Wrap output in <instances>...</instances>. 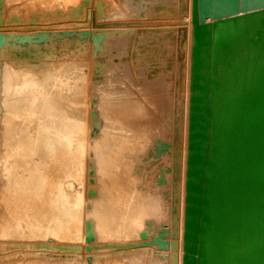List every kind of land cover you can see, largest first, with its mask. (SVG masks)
I'll list each match as a JSON object with an SVG mask.
<instances>
[{
	"label": "rangeland",
	"instance_id": "374dc122",
	"mask_svg": "<svg viewBox=\"0 0 264 264\" xmlns=\"http://www.w3.org/2000/svg\"><path fill=\"white\" fill-rule=\"evenodd\" d=\"M81 1L82 0H0V264H119L118 261L120 264H174L173 255L175 248L173 243L175 240L177 241L178 236L177 230L180 215L181 187V174L176 169L177 163L181 159V154L178 155V153H176L179 146L175 143L174 138L175 120L179 117V110L177 111L175 107L176 104L173 102V97H175L174 92L172 91L171 95H173L171 96L169 94L170 92L166 90L165 92L167 93L168 91V93L165 95L166 93L156 85V81L154 80L157 75L154 72L153 56L157 53L155 55L157 59L159 60V57H161L159 56L161 53L159 50L161 47L159 41L156 39L157 42L155 37H149V41V38H146L147 40H141V37L144 35L143 33H148V31L150 32L151 30L153 32V23L155 20L163 19V16L153 15V13L156 7L166 0H132L131 2L136 5L137 12L141 11L138 12L139 15L136 12L129 15V19L127 17L128 20L110 16L114 15V8L116 9L123 2H130V0H118V6L117 3L115 4L112 1L111 3L110 0L104 3L101 1L103 3L101 10L99 4L95 3L94 0ZM90 1L93 2L91 3ZM152 9L154 10L152 11ZM111 11L112 14L110 13ZM105 12L108 13L106 14ZM103 13H105V15ZM105 16H107V18ZM125 23L127 25L129 24L128 29ZM140 24H142V28H146V25L147 27L150 25L153 29L148 27L144 29V31ZM119 27H122L124 30H121L122 28L120 29ZM137 27L141 29L138 30ZM154 27H156V25ZM125 29H127V34L124 32L126 31ZM130 29L131 32L128 31ZM128 33H131L130 35H132V37L129 35V38ZM107 34L109 36H107ZM112 34H115L113 39L110 37ZM137 34L141 36L139 37ZM121 35H124L123 37L125 38L121 37ZM126 37H128V39ZM124 39H126L125 43L121 42ZM130 39L135 44V48ZM151 39L154 40V42H152ZM135 41L138 42V45ZM127 42L131 43V45L128 44V46L130 45L129 48L126 44ZM120 43H123V45ZM153 43L158 44L157 48H155L156 45L154 44V46ZM124 44H126L125 47L127 48L123 47ZM130 47L132 51H130ZM124 48L126 49L125 52ZM135 49L138 51H135ZM140 57H142V59ZM159 65L165 67L166 59H162ZM176 68L177 64L175 65L174 63L173 71H175ZM8 71L10 73L7 74ZM27 71L31 73V76L28 75L30 76L29 78L24 75L25 73L29 74ZM22 73H24V76ZM36 75L38 79H35ZM41 75H46L48 78H46V76L42 77ZM12 77H14L16 81L11 79ZM21 78L22 80L27 78L29 82L25 79L24 82L26 83L23 84L24 82ZM13 81H15L16 84ZM127 88L129 89V95H134L135 99H138L141 104V112H143V115L145 114V116L139 119V127L138 125H135V128L122 125L113 113V110L116 109L115 105L118 104L117 102L128 94V91L127 93L125 92V94L121 92ZM79 89L86 90V92L88 90L89 93L87 94L90 95V97L88 95V101H91L89 103V132H87L89 154L87 153L86 159H88L87 164H85L86 169L84 168V176L82 174L83 177H81L82 180L80 179L81 182L76 178L78 174L76 171L77 168H75L71 161L69 162V157L64 156L63 159L62 156L58 160L59 162L57 161L50 169L46 170V163L38 153H36L41 147L42 140L38 123L43 120H51L50 113L54 112V110L59 111L62 108L70 109L69 106L66 105L68 103V98L78 93L80 91ZM14 92L16 94H14ZM37 95L39 106L37 105L36 110L42 112L41 116L38 114L32 115L30 113L31 110L28 109L30 107L29 104H32L34 97ZM27 96L30 97L28 98ZM25 97L27 99H25ZM47 101L55 103V105L57 104L56 107L58 109L46 108L44 104L49 106L46 103ZM102 104H104L105 107H103ZM15 111L23 114V117L18 118L21 120L14 119L11 116L16 113ZM147 116L148 118L146 119ZM39 117L43 118L40 119ZM142 118L146 119V123ZM3 135L5 136L3 137ZM26 142L28 144H26ZM118 142L122 145H118ZM21 144H26L25 146L29 151L26 148H21ZM116 145L117 147H121L117 150ZM13 146L16 149L12 148ZM125 147H128V149L131 147L129 149L131 154L127 152L128 149L126 150ZM94 149L97 151L95 152ZM119 151L122 156H118ZM110 152H112L113 155H111ZM107 154L110 160L108 163L102 164L101 162L104 160V157H107ZM132 156L134 157L132 158ZM111 157L113 159H111ZM116 158H118L117 161ZM5 159L7 162H4ZM26 159H28V163ZM8 162H12L14 165ZM99 163L101 164L99 165ZM4 165H7L8 168L10 167L9 171L6 170L7 167ZM70 165L74 167L72 168ZM95 166L96 169L99 167L97 172ZM60 169H62V171H60ZM109 171L112 175H116L117 189L124 185L125 187L128 186L127 188L123 186L125 190H128L131 186L130 191H128L129 193L125 192L127 195L125 194V197L123 196L124 199L120 198L119 201L117 200L118 203L115 208L119 212H116L115 208H112V206L110 207V214H107H112L110 217L114 220H111L108 215L104 214L105 219L107 217L106 221L108 218L110 219L107 222L109 224L106 223L108 228L112 226L114 228L117 227L115 230L113 227L110 228L111 232L113 231L111 235L109 234L110 230H108V228L106 230L107 225L101 221L104 219V215L98 213L101 210L98 209V206H101V201L98 202V200H101L100 189H98L100 185L99 180L102 178V175L105 176ZM46 172L50 177L49 181L48 183L40 184L42 174ZM98 173L100 175H98ZM103 173H105V175ZM5 175L8 176L6 177ZM25 175L28 176V178H26ZM95 177L99 179L97 180ZM25 179L31 182L27 181L28 185H26L28 188L24 184L26 183ZM23 180H25V182H23ZM32 181L34 183L36 182V184H34L35 186ZM126 181H129L128 185ZM124 182L125 184H123ZM11 183L14 186L11 185ZM121 184L123 185L121 186ZM11 188L13 189L11 190ZM42 188H44V190ZM50 188L53 189L49 190ZM122 188L119 190H122ZM16 189L18 190L16 191ZM29 189H31V191ZM47 190L52 192L48 195L49 192ZM26 191L30 192V194L28 195ZM45 191L48 193H45ZM76 192L79 194H76ZM80 192L82 193L81 196ZM38 193H40V196H38ZM72 193L75 194V197H72L74 196ZM61 195H67L68 197L69 202L65 206L62 200L58 202V197L61 198ZM46 196L47 198L50 196L49 199H47ZM93 198L96 199L95 203H98V206L94 203L95 199L93 200ZM107 200H109V203L115 202L114 195H109ZM30 202H33V207ZM114 202L113 204L115 206ZM29 203L30 205H28ZM46 204L48 206H46ZM72 206H75L74 212ZM129 206H134L133 208L137 207L141 211L133 208L132 210ZM47 207L48 209L50 207L49 211ZM128 207L129 209H127ZM111 208L115 210L119 217L117 215V217L115 216L116 213L113 215V212H111L113 210H111ZM91 209H95L101 218H97L98 214H96L95 210H93L95 211L93 212ZM102 209L105 210L104 207ZM120 209L127 210L124 213L120 211ZM103 210L100 212L103 213ZM137 210L140 211L139 214ZM27 211L29 212L27 213ZM87 211V215H90L89 219L87 218L88 216L86 217L84 214ZM131 211L134 212V214L137 213L138 216L141 215L142 219L138 217L137 214L133 215ZM143 211L148 214H144L145 212ZM50 213L54 215H51L53 219L56 217L55 221L51 218ZM90 213H92L93 216H91ZM55 214L58 215L56 216ZM64 214H66L67 217ZM81 214H83V216ZM121 214L123 216H121ZM156 214L159 218L156 217ZM133 216L138 219L132 220L134 219ZM48 217L49 221H47ZM154 217H156L157 220ZM92 218L101 220H98V222L95 219L92 220ZM119 218L122 219L123 223ZM62 219L64 222H62ZM143 219H148V223L142 224ZM89 220H91L90 223H95V226L90 224L88 222ZM94 220L97 222H94ZM118 220H120V226L118 225ZM110 221L113 224H111L112 226H110ZM113 221L116 222V226ZM130 221H132L134 225L137 224V227L134 225L132 226ZM78 223L81 224L77 225ZM96 223L102 224L96 226ZM129 223L131 228H129ZM138 226H140L141 229L138 228ZM59 227H61V230L56 234L54 229L57 228L56 230H58ZM96 227L101 230H99L101 233L96 230ZM73 228L75 229L73 230ZM131 230H133V232ZM62 231H64V233ZM67 231L69 233H67ZM102 231H104V233ZM98 232L100 235L97 234Z\"/></svg>",
	"mask_w": 264,
	"mask_h": 264
},
{
	"label": "water",
	"instance_id": "95a60500",
	"mask_svg": "<svg viewBox=\"0 0 264 264\" xmlns=\"http://www.w3.org/2000/svg\"><path fill=\"white\" fill-rule=\"evenodd\" d=\"M183 264H264V0H192Z\"/></svg>",
	"mask_w": 264,
	"mask_h": 264
},
{
	"label": "bare ground",
	"instance_id": "6f19581e",
	"mask_svg": "<svg viewBox=\"0 0 264 264\" xmlns=\"http://www.w3.org/2000/svg\"><path fill=\"white\" fill-rule=\"evenodd\" d=\"M76 1V0H75ZM83 1V0H82ZM81 1V2H82ZM104 2H107V0H94V2L95 3H98L99 4V8H100V10L102 9V5H103V3ZM114 2L115 4L117 3V2H119L118 0H110V2ZM122 1V0H121ZM124 1V0H123ZM126 1V0H125ZM132 0H130V2H123L120 6H118V3H117V8L115 9L114 8V10L115 11H113L114 13V15L112 16H110V17H113V18H121V19H124V20H128L129 19V15H131V14H133V13H137L138 15H139V13L138 12H140V11H138L137 12V8H136V5L135 4H133L132 2H131ZM144 1V0H143ZM142 1V2H143ZM91 2V1H90ZM93 2V1H92ZM91 2V3H92ZM108 2H109V0H108ZM111 2V3H112ZM150 2V1H149ZM94 3V4H95ZM113 3V4H114ZM148 3V2H147ZM81 4V3H80ZM94 4H93V6H94ZM110 4V3H109ZM112 4V5H113ZM115 4H114V6H115ZM136 4H138V3H136ZM142 4V3H141ZM153 4V3H152ZM106 5H107V3H106ZM111 5V4H110ZM138 5H140V4H138ZM153 6V5H152ZM78 7V6H77ZM113 7V6H112ZM111 7V8H112ZM76 8V7H75ZM103 8H104V6H103ZM148 8V7H147ZM108 9V8H107ZM144 9V8H143ZM143 9H142V11H143ZM146 9V8H145ZM155 9V8H154ZM154 9H152V11L154 10ZM104 10H105V8H104ZM111 10V9H110ZM139 10V9H138ZM151 10V9H150ZM96 11V10H95ZM192 0H166L165 2H163L162 4H160V5H158L157 7H156V9L154 10V13H153V15H161V16H163V19L162 20H155L154 21V26L156 25V27H154L153 26V28H154V30H153V32H152V30L149 32L148 30H150V29H148L147 31H148V33H143L144 35V37L142 36L141 37V40L143 41V39H148L149 37H155V40L157 39L158 41H159V44H160V46L162 47H160V51H161V55L159 54V56H161V57H159V60L157 59V57L155 56L156 54H154V59H153V61H154V65H153V67H154V69H155V74L157 75V77L155 76V81H156V85L159 87V88H161V90L164 92V93H166L165 91L166 90H168L170 93V95H171V93H172V91L174 92V96L175 97H173L174 98V103L176 104V109H177V111L179 110V117L178 118H176V126H175V129H174V138H175V143H177L178 144V146H179V148H178V150H176V153H178V155H180L181 154V159L178 161V163H177V166H176V169H177V171L181 174L180 176H181V187H180V215H179V221H178V230H177V234H178V236H177V241L175 240V242L173 243V245H174V250H175V252H174V255H173V263L174 264H183V233H184V216H185V196H186V191H185V184H186V170H187V154H188V151H187V148H188V124H189V119H188V117H189V98H190V73H191V47H192V33H193V26H192ZM106 14L108 13V12H105ZM105 13H103L104 15H105ZM111 14H112V11L110 12ZM99 14V13H98ZM147 14V13H146ZM152 16V15H151ZM106 18H107V16H105ZM108 17H109V14H108ZM109 17V18H110ZM127 17H128V19H127ZM107 20V19H106ZM123 20V21H124ZM149 20V19H148ZM152 20V19H151ZM120 21V20H119ZM131 21V20H130ZM142 21V20H141ZM133 22V21H132ZM123 23V22H122ZM127 23V22H126ZM125 23V24H126ZM152 24V25H153ZM121 25V24H120ZM129 25V24H128ZM128 25L126 24V26H127V29H128ZM134 25V24H133ZM142 24H140V26H141ZM146 25V24H145ZM149 25V24H148ZM125 27V26H124ZM130 27V26H129ZM133 27H135V26H133ZM144 27V26H143ZM146 28H142V26H141V28H142V30H144V29H147L148 27H151L150 25L147 27V25L145 26ZM114 28V27H113ZM120 28V27H119ZM122 28V27H121ZM120 28V29H121ZM126 28V27H125ZM132 28V27H131ZM136 28V27H135ZM141 28H138L137 27V29L139 30V29H141ZM152 27H151V29H153ZM116 29V28H115ZM127 29H125L126 31H124L125 33L127 32ZM133 29V28H132ZM137 29H135V30H137ZM121 30H124L123 28L121 29ZM134 30V29H133ZM132 30V31H133ZM128 31H130L131 32V29L130 30H128ZM145 31V30H144ZM142 32V31H141ZM124 33V34H125ZM134 33V32H133ZM137 33V32H136ZM111 34V33H110ZM121 34V33H120ZM127 34V33H126ZM131 34V33H130ZM129 33H128V36L130 35ZM138 34H139V32H138ZM137 34V35H138ZM141 34V33H140ZM114 35L115 34H112V35H110V37H111V39H113V37H114ZM107 36H109L108 34H107ZM124 35H121V37H123ZM131 37H132V35H130ZM130 36H129V38H130ZM139 36V35H138ZM141 36V35H140ZM139 36V37H140ZM120 38V37H119ZM123 38H125V37H123ZM127 39H128V37H126ZM121 39V38H120ZM134 39V38H133ZM135 39H136V36H135ZM146 39V40H147ZM152 39H154V38H152ZM151 39V40H152ZM125 40L126 39H124V40H120L121 42H123V43H125ZM131 40V39H130ZM139 40V39H138ZM150 40V38L148 39V41ZM156 40V41H157ZM116 41V40H115ZM147 41V42H148ZM157 41V42H158ZM117 42H118V40H117ZM131 42H132V40H131ZM135 42H137V41H135ZM145 42V41H144ZM152 42H154V40H152ZM123 43H120V44H122L123 45ZM133 43V42H132ZM149 43V42H148ZM127 44V46H128V44H130L131 45V43L130 42H127L126 43ZM126 44H124V46L123 47H125V45ZM140 44H142V43H140ZM150 44H152V43H150ZM156 46H155V45ZM129 45V46H130ZM133 45H134V48H135V44L133 43ZM137 45H138V42H137ZM153 45L155 46V48H157V45L158 44H156V43H153ZM129 46H128V48H129ZM143 46H144V44H143ZM146 46V45H145ZM152 46V45H151ZM133 47V46H132ZM137 47V46H136ZM125 48H127V47H125ZM124 48V49H125ZM133 48V49H134ZM140 48V47H139ZM153 48V47H152ZM130 49H131V47H130ZM129 49V50H130ZM140 49H142V48H140ZM154 50H156V49H154ZM153 50V51H154ZM158 50V51H159ZM126 51V49L124 50V52ZM130 51H132V49L130 50ZM135 51H138V50H136L135 49ZM139 51H141V50H139ZM157 52V51H156ZM128 53H129V51H128ZM138 53H140V52H138ZM127 54V53H126ZM131 54V53H130ZM176 56V57H175ZM143 57V56H142ZM142 57H140L141 59H142ZM165 57V58H164ZM167 57V58H166ZM137 58V57H136ZM139 58V57H138ZM151 58V57H150ZM149 58V59H150ZM156 59V60H155ZM162 59H166V65H165V67L164 66H160L159 65V63H160V61L162 60ZM151 63H153L151 60H149ZM148 61V62H149ZM174 63H175V65L177 64V68H176V70L175 71H173V67H174ZM151 65V64H150ZM149 65V66H150ZM46 66V65H45ZM148 66V65H147ZM30 67V66H29ZM32 67V66H31ZM152 67V68H153ZM33 68V67H32ZM43 68V67H42ZM48 68V67H47ZM46 68V69H47ZM134 68V67H133ZM149 68V67H148ZM29 70V69H28ZM35 70H36V68H35ZM49 70V69H48ZM32 71V70H31ZM39 71V70H38ZM46 71V70H45ZM134 71V70H133ZM25 72V71H24ZM28 72V71H27ZM49 72V71H48ZM130 72V71H129ZM8 73H10L9 71L7 72V74ZM29 74H24V73H22V75L24 74L25 76H28V75H30L31 76V73L30 72H28ZM135 73V72H134ZM33 74V73H32ZM43 74H45V73H43ZM23 75V76H24ZM35 75V74H34ZM33 75V76H34ZM19 76V75H18ZM30 76H28V78L30 77ZM42 76V75H41ZM46 76V75H45ZM45 76H42V77H45ZM58 76V75H57ZM131 76V75H130ZM11 77V76H10ZM41 77V78H42ZM50 77H51V74H50ZM49 77V78H50ZM154 77V76H153ZM16 78H17V75H16ZM31 78H33V77H31ZM30 78V79H31ZM46 78H48L47 76H46ZM173 78V79H172ZM11 79H14V77H12ZM25 79H27V78H24V80ZM35 79H38L37 78V75H36V77H35ZM34 79V80H35ZM59 79V78H58ZM129 79H131V78H129ZM8 80V79H7ZM15 80V79H14ZM18 80V79H17ZM21 80H22V78H21ZM20 80V81H21ZM24 80H22L23 82H24ZM28 80V82H29V79H27ZM31 80H33V79H31ZM45 80V79H44ZM60 80V79H59ZM123 80V79H122ZM16 81V80H15ZM15 81H13L14 83H15ZM46 81V80H45ZM58 81V80H57ZM126 81V80H125ZM166 81H167V83H166ZM131 82H132V80H131ZM134 82V81H133ZM136 82V81H135ZM6 83V82H5ZM10 83V82H9ZM26 82H24L23 84H25ZM16 84V83H15ZM20 84H21V82H20ZM28 84V83H27ZM32 84V83H31ZM39 84V83H38ZM37 84V85H38ZM11 85H12V83H11ZM9 86V85H8ZM24 86V85H23ZM19 87V86H18ZM22 87V86H21ZM28 87V86H27ZM88 87V86H87ZM86 87V88H87ZM7 88V87H6ZM9 88H11V87H9ZM23 88V87H22ZM24 88H26V87H24ZM37 88V87H36ZM86 88H84V89H86ZM129 88V87H128ZM126 89V90H123V91H121L122 93H124L125 94V92L127 93V91H128V94L126 95V96H123L122 97V99L121 100H119L117 103V105H115L116 106V109L115 110H113V113H114V115H116V117H117V120L122 124V125H128L129 127H134L135 125H138V123H139V125H140V120L139 119H141V117H143V116H145V114L143 115V112H141V104L139 103V101H138V99H135V97H134V95H129V89ZM17 89H19V88H17ZM83 89V88H82ZM78 90L79 92L78 93H76L74 96H72L71 94V96L72 97H70V98H68L69 97V95H68V103L66 104V105H68L69 106V108L70 109H61V110H59V111H55L54 110V112H51L50 113V116H51V120H49V121H41V120H39V121H41V122H39L38 123V125H39V128H40V134H41V136H42V140H41V147H40V149L38 150V152H36V153H38V155L42 158V160L46 163V166H45V168H46V170L47 169H50V167H52L62 156H63V159H64V156H67V157H69V162L71 161V163L75 166V168H77V172H78V174H77V176H76V178L78 179V180H80L81 179V177H83L84 176V174H83V171L86 169V166H85V164H87V159H86V157H87V153H88V149H89V147H88V133L87 132H89V122H90V120H89V103L91 102V101H88V95L89 94H87V93H89L88 92V90H87V92H86V90ZM88 89H90V88H88ZM12 90H13V88H12ZM26 90V89H25ZM32 90V89H31ZM35 90V89H34ZM33 90V91H34ZM131 90H132V88H131ZM10 91V90H9ZM41 91V90H40ZM72 91V90H71ZM70 91V92H71ZM90 91V90H89ZM168 91H167V93H168ZM17 92V91H16ZM63 93H65V92H63ZM167 93L165 94V95H167ZM9 94V93H8ZM11 94V93H10ZM13 94V93H12ZM14 94H16L15 92H14ZM34 94H36V93H34ZM67 94H69V93H67ZM31 95V94H30ZM173 95V94H172ZM171 95V96H172ZM65 96H66V94H65ZM12 97V96H11ZM28 97V96H27ZM30 97V96H29ZM28 97V98H29ZM34 97V96H33ZM89 97H90V95H89ZM39 98H40V95H39ZM60 98H62V97H60ZM64 98V97H63ZM21 99V98H20ZM23 99V98H22ZM25 99H27L26 97H25ZM32 99V98H31ZM37 100H38V95L37 96H35L34 97V100L32 101V104L30 105L29 104V106H28V104H27V106L29 107H27L28 109H30L31 110V114L33 115H35V114H38V115H40L41 116V114H42V112H38L37 110H36V108H37V105L39 106V103L37 102ZM63 100V99H62ZM31 101V100H30ZM29 101V102H30ZM42 101V100H41ZM45 101V100H44ZM43 101V102H44ZM173 102H172V104H173ZM38 103V104H37ZM45 103V102H44ZM49 106H47L46 104H44L45 106H46V108H50V109H54V108H56V109H58L57 107H56V105H55V103H52V102H46ZM143 104V103H142ZM24 105V104H23ZM22 105V106H23ZM41 105H42V103H41ZM103 105V107H105V105L104 104H102ZM12 106H13V104H12ZM11 106V107H12ZM11 107H9V108H11ZM18 107V106H17ZM16 107V108H17ZM44 107V106H43ZM64 107V106H63ZM67 107V106H66ZM65 107V108H66ZM102 107V106H101ZM143 107V106H142ZM13 108V107H12ZM20 108V107H19ZM42 108V107H41ZM60 108H61V106H60ZM146 108V107H145ZM8 109V108H7ZM24 109V108H23ZM175 109V110H176ZM16 110V109H15ZM22 110V109H21ZM145 110V109H144ZM6 111H8V110H6ZM9 111H11V110H9ZM23 111V110H22ZM25 111V110H24ZM41 111V110H40ZM146 111V110H145ZM12 112V111H11ZM10 112V113H11ZM16 113H14V114H12L11 116L14 118V119H18V118H21V117H23V114L22 113H20V112H17V111H15ZM37 112V113H36ZM29 113V112H28ZM25 114L27 115V113L25 112ZM47 115V114H46ZM25 117V116H24ZM40 118V117H39ZM41 118H43V117H41ZM40 118V119H41ZM148 118V116L146 117V119ZM23 119V118H22ZM45 119V118H44ZM143 119V118H142ZM145 118L143 119V121H145L146 120ZM18 120H21V119H18ZM23 121V120H22ZM28 121V120H27ZM142 122V121H141ZM145 123H146V121H145ZM139 125H138V127H139ZM125 127V126H124ZM128 128V127H127ZM135 128V127H134ZM36 131H37V129H36ZM7 133V132H6ZM37 133V132H36ZM5 135H3V137H4ZM41 136H40V138H41ZM107 137V136H106ZM37 138V137H36ZM39 138V137H38ZM35 139V138H34ZM107 139H108V137H107ZM2 140H3V138H2ZM32 140V139H31ZM4 141V140H3ZM2 141V142H3ZM22 141V140H21ZM29 141V140H28ZM34 141V140H33ZM37 141V140H36ZM121 141V140H120ZM125 142V141H124ZM123 142V143H124ZM127 142V141H126ZM22 143V142H21ZM35 143H37V142H35ZM35 143H34V145H35ZM39 143V142H38ZM100 143V142H99ZM119 143V142H118ZM121 143H122V141H121ZM121 143H119L118 145H122ZM18 144V143H17ZM26 144H28L27 142H26ZM26 144H21V148H26ZM89 144H90V142H89ZM3 145V144H2ZM34 145H33V147H34ZM130 145V144H129ZM16 146V145H15ZM24 146V147H23ZM123 146H124V144H123ZM122 146V147H123ZM126 146V145H125ZM9 147V146H8ZM28 147V146H27ZM97 147V146H96ZM115 147V146H114ZM116 147H117V145H116ZM119 147H121V146H119ZM119 147H117V150H118V148ZM129 147V146H128ZM128 147L126 148V150L128 149ZM4 148V147H3ZM2 148V149H3ZM12 148H15L14 146L12 147ZM131 148V147H130ZM129 148V149H130ZM1 149V148H0ZM6 149V148H5ZM10 149V148H9ZM16 149V148H15ZM27 149V148H26ZM34 149H35V147H34ZM99 149V148H98ZM128 149V153H130V150ZM18 150V149H17ZM20 150V149H19ZM28 151H29V149H27ZM114 150H115V148H114ZM119 150H121V149H119ZM133 150V149H132ZM21 151V150H20ZM19 151V152H20ZM34 151V150H33ZM36 151V150H35ZM94 151H95V149H94ZM97 151V150H96ZM95 151V152H96ZM99 151V150H98ZM108 151V150H107ZM125 151V150H124ZM133 151H135V150H133ZM133 151H132V153H133ZM15 152V151H14ZM22 152H24V151H22ZM26 152V151H25ZM31 152V151H30ZM29 152V153H30ZM126 152V153H127ZM33 153V152H32ZM102 153V152H101ZM111 153V155H113L112 154V152H110ZM117 153H118V151H117ZM116 153V154H117ZM3 154V153H2ZM5 154V153H4ZM8 154V153H7ZM27 154V153H26ZM35 154V153H34ZM33 154V155H34ZM89 154V153H88ZM97 154H98V152H97ZM104 154H105V152H104ZM109 154V153H108ZM108 154H107V157H104V160L102 161V160H99V161H102L101 163L102 164H106V163H108L109 162V160H110V158L108 157ZM131 154V153H130ZM23 155H25V154H23ZM103 155V154H102ZM106 155V154H105ZM110 155V154H109ZM118 155V154H117ZM121 154H120V151H119V155L118 156H120ZM22 156V155H21ZM30 156V155H29ZM99 156H100V152H99ZM117 156V157H118ZM122 156V155H121ZM127 156V155H126ZM128 156H130V155H128ZM20 157V156H19ZM23 157V156H22ZM89 157V156H88ZM112 157H115V156H112ZM111 157V159H113ZM134 156H132V158H133ZM27 158V157H26ZM34 158V157H33ZM119 158V157H118ZM118 158H116V161L118 160ZM180 158V157H179ZM9 159V158H8ZM7 159V160H8ZM22 159V158H21ZM20 159V160H21ZM63 159H62V161H63ZM66 159V158H65ZM31 160V159H30ZM91 160V159H90ZM93 160V159H92ZM130 160V159H129ZM6 161V159L4 160V162ZM16 161H17V159H16ZM28 161V159H26V162ZM85 161H86V163H85ZM99 161H97V162H99ZM3 162V163H4ZM7 162V161H6ZM15 162V161H14ZM25 162V163H26ZM59 162V161H58ZM88 162H91V161H88ZM111 162H112V160H111ZM114 162V161H113ZM9 164L10 163H12V162H8ZM28 163V162H27ZM30 163V162H29ZM101 163H99V165L101 164ZM5 164V163H4ZM7 164V163H6ZM8 164V165H9ZM60 164V163H59ZM62 164V163H61ZM67 164H68V162H67ZM71 164V165H72ZM12 165H14L13 163H12ZM69 165V164H68ZM70 165V166H71ZM98 165V166H99ZM5 166V165H4ZM10 166V165H9ZM17 166V165H16ZM67 166V165H66ZM73 166V167H74ZM97 166V167H98ZM115 166V165H114ZM116 166H118V165H116ZM5 167H7V165L5 166ZM11 167V166H10ZM9 167V168H10ZM62 167V166H61ZM68 167V166H67ZM72 167V166H71ZM72 167V168H73ZM101 167V166H100ZM8 168V167H7ZM6 168V170H8L9 171V168L7 169ZM64 168H65V166H64ZM85 168V169H84ZM106 168V167H105ZM94 169V168H93ZM95 169H96V166H95ZM97 169H99V167L97 168ZM96 169V172L98 171ZM102 169V168H101ZM74 170V169H73ZM29 171V170H28ZM60 171H62V169H60ZM64 171V170H63ZM102 171V170H101ZM127 171V170H126ZM5 172V171H4ZM43 172V171H42ZM94 172H95V170H94ZM103 172V171H102ZM108 172V171H107ZM8 173V172H7ZM30 173V172H29ZM49 173V172H48ZM99 173H100V171H99ZM98 173V175H100ZM127 173V172H126ZM12 174V173H11ZM17 174V173H16ZM16 174H15V176H16ZM41 174V173H40ZM73 174H75V173H73ZM72 174V175H73ZM82 174H83V176H82ZM104 175H105V173H103ZM18 175V174H17ZM101 175H102V173H101ZM115 175V174H114ZM114 175H112V173L109 171V173L108 174H106L105 176H103L102 175V178L98 181L99 183H100V185H99V183H98V185H99V187H98V189H100V199L101 200H98V202L99 201H101V206H98L97 204L98 203H95V201H96V199L95 198H97V197H95V198H93V200H94V203L98 206V209H101L100 211H102L103 209V207H104V209L105 210H103L104 212L103 213H101L98 209H96V210H98L99 212V214L100 215H104V214H106V215H108L107 213H109V209H110V207L112 206V208H115L116 207V204L118 203L117 202V200L119 201V199L121 198V199H124L123 198V196L126 194L127 195V193H129L128 191H130V189H131V186H130V189L128 188V190L126 191L125 189H124V185L123 184H125V182L123 183V184H121V186L123 187H121L122 188V190H119V189H121V188H119V189H117V187H116V185H117V182H116V175L114 176ZM6 177L8 176V175H5ZM10 176V175H9ZM14 176V177H15ZM20 176V175H19ZM26 176V175H25ZM25 176H24V178H25ZM30 176V175H29ZM38 176V175H37ZM36 176V177H37ZM67 176H68V174H67ZM18 177V176H17ZM16 177V178H17ZM21 177V176H20ZM22 177H23V175H22ZM31 177V176H30ZM74 177V176H73ZM97 177V176H96ZM95 177V179H97ZM12 178V177H11ZM15 178V179H16ZM26 178H28V176H26ZM49 176L47 175V172L46 173H44V174H42V177H41V179H40V184H44V183H48V181H49ZM70 178H71V175H70ZM8 179H9V177H8ZM19 179V178H18ZM23 179V178H22ZM33 179V178H32ZM38 179V178H37ZM94 179V178H93ZM99 179V178H98ZM97 179V180H98ZM127 179V178H126ZM125 179V180H126ZM5 180V179H4ZM10 180V179H9ZM14 180V179H13ZM19 180H21V179H19ZM26 180V179H25ZM25 180H23V182H25ZM82 180V179H81ZM81 180H80V182H81ZM84 180V179H83ZM96 180V181H97ZM124 180V181H125ZM128 180V179H127ZM8 181V180H7ZM27 181L28 180H26V183H24L25 185L27 184ZM95 181V182H96ZM5 182V181H4ZM10 182H12V181H10ZM22 182V181H21ZM28 182H30V181H28ZM123 182V181H122ZM127 182V181H126ZM129 182V181H128ZM128 182L126 183L127 185H128ZM6 183V182H5ZM31 183V182H30ZM32 183H33V185L34 184H36V182L34 183L33 181H32ZM82 183H83V181H82ZM119 183V182H118ZM131 183V182H130ZM8 184V183H7ZM13 184H14V182H13ZM12 183H11V185H13ZM16 184V183H15ZM18 184V183H17ZM81 184V183H80ZM19 185V184H18ZM28 185V184H27ZM26 185V186H27ZM72 185V184H71ZM120 185V184H119ZM14 186V185H13ZM12 186V187H13ZM20 186V185H19ZM30 186V185H29ZM35 186V185H34ZM42 186V185H41ZM40 186V187H41ZM53 187V186H52ZM128 187V186H127ZM127 187H125V188H127ZM16 188V187H15ZM22 188H23V186H22ZM27 188H28V186H27ZM37 188H38V186H37ZM97 188V187H96ZM13 188H11V190H12ZM25 189H26V187H25ZM24 189V190H25ZM41 189V188H40ZM43 190H44V188H42ZM53 189V188H52ZM51 188L49 189V190H52ZM55 189H57V188H55ZM92 189V188H91ZM90 189V190H91ZM18 189H16V191H17ZM27 190V189H26ZM30 191H31V189H29ZM36 190V189H35ZM89 190V191H90ZM96 190V189H95ZM15 191V190H14ZM33 191V190H32ZM40 191V190H39ZM42 191V190H41ZM48 191V190H47ZM47 191H45V193L47 192ZM58 191V190H57ZM62 191V190H61ZM92 191V190H91ZM96 191H98V190H96ZM95 191V192H96ZM23 192H25V191H23ZM26 192H28V191H26ZM44 192V191H43ZM49 192V191H48ZM47 192V193H48ZM50 192H52V191H50ZM50 192L48 193V195L50 194ZM64 192V191H63ZM75 192V191H74ZM125 192H127V193H125ZM35 193H36V191H35ZM68 193H71V192H68ZM81 193V192H80ZM97 193V192H96ZM30 194V192H28V195ZM40 193H38V196H40L39 195ZM54 194V193H53ZM65 194V193H64ZM73 194V193H72ZM76 194H79V193H77L76 192ZM84 194V193H83ZM34 195V194H33ZM46 195V194H45ZM47 195V196H48ZM59 195V194H58ZM74 196H72V197H75V194H73ZM82 195V193L80 194V196ZM98 195V194H97ZM109 195H114V199H115V206H114V204H113V202H110L109 203V200H107V198H109ZM5 196V195H4ZM3 196V197H4ZM43 196V195H42ZM41 196V197H42ZM47 196H46V198H47ZM51 196V195H50ZM49 196V197H50ZM55 196V195H54ZM77 196V195H76ZM35 197V196H34ZM49 197L47 198V199H49ZM84 197H85V195H84ZM99 197V196H98ZM125 197V196H124ZM51 198H52V196H51ZM55 198V197H54ZM80 198V197H79ZM86 198V197H85ZM6 199V198H5ZM41 199V198H40ZM44 199V198H43ZM46 199V200H47ZM57 199V198H56ZM51 200V199H50ZM50 200H48V201H50ZM58 202H60V200H62L63 201V204H64V206L65 205H67L68 204V197H67V195H61V198H59L58 197ZM70 200V199H69ZM71 200H72V198H71ZM84 200V199H83ZM90 200V199H89ZM33 201H35V200H33ZM45 201V200H44ZM77 201V200H76ZM85 201H87V200H85ZM9 202V201H8ZM70 202H72V201H70ZM81 202V201H80ZM84 202V201H83ZM87 202H89V201H87ZM91 202H93V201H91ZM31 203V202H30ZM30 203L28 204V205H30ZM33 203V202H32ZM32 203H31V206L33 207V205H32ZM47 203V202H46ZM54 203H55V201H54ZM74 203V202H73ZM78 203V202H77ZM94 203H92V204H94ZM48 204H49V202H48ZM89 204V203H88ZM55 205H57V204H55ZM72 205H74V204H72ZM17 206V205H16ZM27 206V205H26ZM26 206H24V207H26ZM46 206H48L47 204H46ZM63 206V205H62ZM92 206V205H91ZM105 206H106V208H105ZM23 207V208H24ZM67 207V206H66ZM70 207H71V205H70ZM73 207V206H72ZM75 207V206H74ZM73 207V208H74ZM93 207H96V206H93ZM93 207H91V208H93ZM129 207H131V206H129ZM129 207L127 208V209H129ZM134 207V206H133ZM133 207H131V209L133 208ZM21 208V207H20ZM22 208V209H23ZM30 208V207H29ZM29 208H27V209H29ZM58 208V207H57ZM85 208V207H84ZM111 208V210H113V211H111V212H113V215L116 213V212H119V211H117L116 210V208H115V210H116V212H115V210L114 209H112ZM33 209V208H32ZM47 209H48V207H47ZM55 209H56V207H55ZM61 209V208H60ZM70 209V208H69ZM85 209H87V208H85ZM95 209H91L92 211L93 210H95ZM126 209V210H127ZM133 209H139V208H137V207H135V208H133ZM132 209V210H133ZM50 210V207H49V209H48V211ZM52 210H54V209H52ZM84 210V209H83ZM95 210V211H96ZM119 210V209H118ZM126 210H121L120 209V211H122V212H124L125 213V211ZM140 210V209H139ZM47 211V212H48ZM56 211V210H55ZM55 211H52V212H54V213H56ZM75 211V208L73 209V212ZM91 211V212H92ZM95 211H93V212H95ZM129 211V210H128ZM127 211V212H128ZM138 211V210H137ZM141 211V210H140ZM140 211H138V214H139V212ZM29 211H27V213H28ZM51 212V213H52ZM63 212H64V210H63ZM79 212V211H78ZM78 212H75V213H78ZM81 212V211H80ZM132 212V211H131ZM143 212H145V211H143ZM18 213V212H17ZM20 213V212H19ZM22 213V212H21ZM50 213V216L52 215V216H54L53 214H51ZM61 213H62V211H61ZM81 213H83V212H81ZM87 213H88V211L86 212V213H84L85 215H86V217L89 219V217H90V215H87ZM97 213V211H96V214H98ZM130 213V212H129ZM133 213V215H136L137 213H136V211H135V213L136 214H134V212H132ZM147 212H145L144 214H146ZM48 214H49V212H48ZM59 214V213H58ZM58 214H55L56 216L58 215ZM69 214V213H68ZM73 214V213H72ZM80 214V213H79ZM91 214V216H93L92 215V213H90ZM99 214L97 215V218L99 217V218H101L100 216H99ZM110 214V213H109ZM120 214V213H119ZM123 214V213H122ZM121 214V216H123ZM128 214V213H127ZM138 214H137V216H138ZM141 214H142V212H141ZM148 214V213H147ZM26 215V214H25ZM61 215H63V214H61ZM64 215H66V214H64ZM82 216H83V214H81ZM95 215V214H94ZM112 215V214H111ZM111 215H108L109 216V218H111V220H114V219H112V217H110ZM117 215V213L115 214V216ZM129 215H131V214H129ZM129 215H128V217H129ZM143 215V214H142ZM21 216V215H20ZM52 216H51V218H52ZM69 216H71V215H69ZM81 216V217H82ZM115 216H113V217H115ZM118 216V215H117ZM116 216V217H117ZM124 216H127V215H124ZM132 216V215H131ZM147 216V215H146ZM152 216V215H151ZM25 217H27V216H25ZM66 217H67V215H66ZM80 217V218H81ZM96 217V216H95ZM115 217V218H116ZM119 217V216H118ZM127 217V218H128ZM134 217V219H132L131 217V219L132 220H136V219H138V218H135V216H133ZM138 217H140L141 218V215L140 216H138ZM156 217H158L157 216V214H156ZM156 217H154V218H156ZM56 218V217H55ZM55 218L53 219V221H55ZM61 218V217H60ZM108 218V220H110ZM121 218V217H120ZM119 218V219H120ZM139 218V219H140ZM144 218H145V216H144ZM159 218V217H158ZM51 219V220H52ZM64 219H66V218H64ZM77 219V218H76ZM91 219V218H90ZM93 219H95V218H92V220ZM106 219H107V217H106ZM106 219H105V215H104V219H100L101 221H103L105 224L108 222V220L106 221ZM129 219V218H128ZM127 219V220H128ZM142 219V218H141ZM57 220H59V219H57ZM68 220V219H67ZM79 220V219H78ZM95 220H97V219H95ZM94 220V222H97V221H95ZM99 220V221H100ZM115 220H117V219H115ZM121 220V222L123 223V221H122V219H120ZM120 220H118L117 222H118V225H119V221ZM126 220V221H127ZM156 220H157V218H156ZM47 221H49V217H48V220ZM71 221V220H70ZM90 221L91 220H89L88 222L90 223ZM98 221V222H99ZM124 221H125V218H124ZM148 221V219H143V221H142V224L144 223V224H146V223H148L147 222ZM51 222V221H50ZM61 222V221H60ZM62 222H64L63 221V219H62ZM68 222H69V220H68ZM79 222V221H78ZM114 222V221H113ZM120 222V223H121ZM128 222H129V220H128ZM131 222V225L133 226L134 224H132V221H130ZM134 222V221H133ZM67 223V222H66ZM121 223V224H122ZM134 223H138V222H134ZM153 223V222H152ZM68 224V223H67ZM79 224H81V223H78L77 225H79ZM90 224H93V222L92 223H90ZM100 224H102V223H100ZM100 224L99 223H96V226L97 225H99L100 226ZM107 224H109V223H107ZM106 224V225H107ZM112 224V222L110 221V226H112L111 225ZM116 224V222H114V225ZM139 224V223H138ZM155 224V223H154ZM154 224H152V225H154ZM74 225V224H73ZM73 225H71V226H73ZM76 225V224H75ZM76 225V226H77ZM94 226H95V223L93 224ZM137 224H135L134 226L135 227H137L136 226ZM37 226V225H36ZM56 226V225H55ZM65 226H66V224H65ZM75 226V227H76ZM90 226H92V225H90ZM99 226H98V228H99ZM116 226V225H115ZM120 226V225H119ZM58 227V226H57ZM69 227H70V224H69ZM80 227V226H79ZM102 227V226H101ZM113 227V226H112ZM112 227H109L108 228V225L106 226V230H107V228H108V230H110V228H112ZM41 228V227H40ZM97 227H96V230H100V229H98ZM103 228V227H102ZM117 228V227H116ZM116 228H114L113 227V229L115 230ZM129 228H131L130 227V223H129ZM138 228H140V226H138ZM38 229V228H37ZM57 229V228H56ZM56 229H54L55 231V233L57 234V233H59V230H61V227H59L58 228V230H56ZM75 228H73V230H74ZM78 229V228H77ZM77 229H76V231H77ZM112 229V230H113ZM136 229V228H135ZM141 229V228H140ZM39 230V229H38ZM80 230V229H79ZM104 230H105V225H104ZM133 230H134V228H133ZM133 230H131L132 232H133ZM36 231V230H35ZM101 231V230H100ZM99 231V232H100ZM38 232V231H37ZM63 233H64V231H62ZM70 232H71V230H70ZM74 232V231H73ZM97 233V234H99L100 235V233ZM103 233H104V231H102ZM105 232H109V231H105ZM113 232V231H112ZM111 230H110V235H111ZM115 232V231H114ZM67 233H69L68 231H67ZM102 233V234H103ZM135 233V232H134ZM69 235H71V234H69ZM92 235V234H91ZM108 235V234H107ZM103 236H105V235H103ZM109 236V235H108ZM146 255V254H145ZM118 263L120 264V262L118 261Z\"/></svg>",
	"mask_w": 264,
	"mask_h": 264
}]
</instances>
